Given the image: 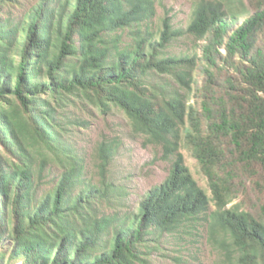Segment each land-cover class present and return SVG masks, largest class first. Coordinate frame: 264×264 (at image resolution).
<instances>
[{"label": "trees", "instance_id": "trees-1", "mask_svg": "<svg viewBox=\"0 0 264 264\" xmlns=\"http://www.w3.org/2000/svg\"><path fill=\"white\" fill-rule=\"evenodd\" d=\"M157 3L0 0V264H146L200 220L237 264H264V0H192L185 28L155 23ZM72 97L122 111L170 161L134 207L106 176L109 146L87 178Z\"/></svg>", "mask_w": 264, "mask_h": 264}, {"label": "rangeland", "instance_id": "rangeland-1", "mask_svg": "<svg viewBox=\"0 0 264 264\" xmlns=\"http://www.w3.org/2000/svg\"><path fill=\"white\" fill-rule=\"evenodd\" d=\"M156 10L155 23L167 14L174 28H185L192 14V0H158ZM191 42L188 38L175 42L171 53L191 52ZM64 110L68 121H72V125L67 126V139L83 159L87 178L95 184L99 181V167L103 160L99 147L102 144L110 147L106 176L118 189L124 190L125 208L134 207L142 195L168 176L170 161L162 158L159 147L148 143L144 136L133 130L122 111L114 107L101 110L80 97L69 99ZM74 119L78 124H74ZM181 153L194 179L207 191L197 162L187 150L181 149ZM51 171L49 177L43 179L45 186L58 172L56 169ZM115 201V197H111L107 214L119 207ZM223 240L221 233L212 235L205 221L200 220L178 233L165 236L144 258L146 264H237L236 253L226 247Z\"/></svg>", "mask_w": 264, "mask_h": 264}]
</instances>
